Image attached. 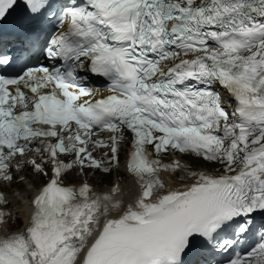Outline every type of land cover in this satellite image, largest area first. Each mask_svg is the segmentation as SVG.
Returning a JSON list of instances; mask_svg holds the SVG:
<instances>
[{
  "label": "snow or ice",
  "instance_id": "6c2138e0",
  "mask_svg": "<svg viewBox=\"0 0 264 264\" xmlns=\"http://www.w3.org/2000/svg\"><path fill=\"white\" fill-rule=\"evenodd\" d=\"M0 232V264H264V0H0Z\"/></svg>",
  "mask_w": 264,
  "mask_h": 264
},
{
  "label": "bare ground",
  "instance_id": "6f19581e",
  "mask_svg": "<svg viewBox=\"0 0 264 264\" xmlns=\"http://www.w3.org/2000/svg\"><path fill=\"white\" fill-rule=\"evenodd\" d=\"M209 169L210 168H206ZM168 177V176H167ZM100 176H96L95 178H92L91 182L96 185L97 190L104 189L106 190L108 185L105 183L103 185L99 184L98 181L100 180ZM169 182L172 183L171 179L168 177ZM132 178L130 176L125 177L122 180V187L128 186L131 184ZM24 193L21 195L19 199L16 198L15 193L20 192L21 189L17 186H13V189L9 191L8 196L9 200L11 201L9 207L15 211L19 215V222L22 221V225H20L17 229L24 228V224L29 220V215L31 211V207L29 205V200L33 196L34 190H29L28 185H23ZM17 224H15L12 228V230L16 227Z\"/></svg>",
  "mask_w": 264,
  "mask_h": 264
},
{
  "label": "rangeland",
  "instance_id": "374dc122",
  "mask_svg": "<svg viewBox=\"0 0 264 264\" xmlns=\"http://www.w3.org/2000/svg\"><path fill=\"white\" fill-rule=\"evenodd\" d=\"M22 224V221H20L15 228H18Z\"/></svg>",
  "mask_w": 264,
  "mask_h": 264
}]
</instances>
